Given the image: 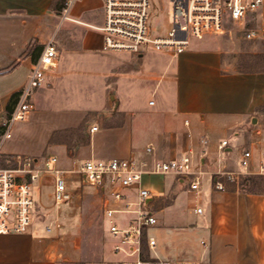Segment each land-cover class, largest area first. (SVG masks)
<instances>
[{
    "label": "crops",
    "instance_id": "obj_1",
    "mask_svg": "<svg viewBox=\"0 0 264 264\" xmlns=\"http://www.w3.org/2000/svg\"><path fill=\"white\" fill-rule=\"evenodd\" d=\"M63 1L0 0V124L51 37L59 49L58 66L46 73L32 111L14 123L0 153L58 154L69 186L73 175L87 185L74 168L90 157L149 158L146 147L152 144L157 156L175 158L191 138L198 144L206 136L199 191L175 173L143 177L153 193L149 202L159 201V227L149 230L159 256L197 261L203 256L200 240L207 239L210 249L201 264H264V175L226 180L224 191L215 187L217 171L240 169L243 148L260 158L264 141L256 129L264 121V68H237L236 59L206 38L177 56L104 50V34L96 27L104 23V0L81 18L72 15L77 21L62 22ZM72 88L84 97L71 95ZM223 139L229 145L222 153ZM203 148L197 145L198 152ZM58 219L35 220L26 233L0 234V264H66L71 247L61 243V229L46 228Z\"/></svg>",
    "mask_w": 264,
    "mask_h": 264
},
{
    "label": "built area",
    "instance_id": "obj_2",
    "mask_svg": "<svg viewBox=\"0 0 264 264\" xmlns=\"http://www.w3.org/2000/svg\"><path fill=\"white\" fill-rule=\"evenodd\" d=\"M172 23L165 34L156 32L151 23V0H104V23L96 26L103 34V49L124 50L140 53L147 49L168 52L177 56L196 40L224 34L227 23L243 29L245 38L262 40L264 48V0H170ZM76 0H64L60 20L77 21L71 10ZM163 7V2L160 1ZM59 49L55 37H51L40 57L34 63L27 82L19 91L11 116L4 121L0 137V151L5 142L12 138L14 123L24 120L33 109L36 90L46 83V73L58 66ZM155 100L151 99L150 104ZM189 124V119H186ZM95 125L92 131L97 130ZM264 141V121L256 129ZM192 136V133L189 132ZM208 138L201 136L199 143L204 148L197 151V143L191 138L188 148L175 158L156 155L155 146L149 144V158L140 159L135 154L125 157L99 159L90 157L74 168L82 176V182L96 187L101 194V207L108 234L114 239L112 250L117 258L114 264H201L210 249V242L201 239L202 257L197 261L170 259L159 256L158 239L149 230L159 223L154 206L148 202L152 191L143 185L145 175L175 173L190 183V188L199 191L205 171L202 157L206 152ZM229 145L228 139L218 144L219 152ZM13 166L0 167V234L26 233L35 221L38 201L33 196L34 182L44 175L54 180V205L59 208L73 199L68 179L59 168L58 154L40 158L26 154L12 155ZM264 175V148L255 160L253 148L241 151L239 170L216 172L215 187L226 190V180L237 181L250 174ZM202 212V207L196 208ZM62 227L58 219L54 225ZM148 257H144V238ZM118 255H121L119 257Z\"/></svg>",
    "mask_w": 264,
    "mask_h": 264
},
{
    "label": "rangeland",
    "instance_id": "obj_3",
    "mask_svg": "<svg viewBox=\"0 0 264 264\" xmlns=\"http://www.w3.org/2000/svg\"><path fill=\"white\" fill-rule=\"evenodd\" d=\"M151 1L153 4L151 23L157 33L165 34L172 23V14L170 12L172 8L171 1ZM160 1L163 2V7L160 6ZM101 3L102 0H76L71 14L81 18L84 15L82 12L85 9L98 7ZM227 27L228 30L224 34L213 35L207 37L205 40L225 49L228 56L237 60V68H264L262 40H249L245 38L243 29L233 23H227ZM197 41L199 40L194 39L193 43ZM121 51L128 53L124 50ZM150 51L156 52L155 50ZM71 90L74 93L71 95H75L77 98L84 97L82 92V95L79 97V90L77 88H72ZM75 102L78 105L83 104V101ZM14 106L15 104L11 108H14ZM12 111L5 113V119L0 124V137L4 131L1 127L4 121L11 116ZM48 155V152H44L41 158ZM13 165L14 162L11 155L0 153V167H10ZM70 189L73 191V199L66 205L57 208L54 205L53 196L54 180L45 181L43 177L36 180L33 185V196L38 201L35 220L42 221L46 217H48V220L60 219L62 222V227L60 228L61 243L69 245L71 250L69 249L68 251H72L70 259L67 260L66 264H114L112 240L104 221L99 190L89 184L82 185L74 175L71 178ZM154 212L159 219V201L155 202ZM157 227H159V223L152 228L154 230ZM118 256L121 257V255Z\"/></svg>",
    "mask_w": 264,
    "mask_h": 264
},
{
    "label": "trees",
    "instance_id": "obj_4",
    "mask_svg": "<svg viewBox=\"0 0 264 264\" xmlns=\"http://www.w3.org/2000/svg\"><path fill=\"white\" fill-rule=\"evenodd\" d=\"M19 92H16L13 97L11 98V101L8 103L7 105V111L11 112L13 108H11V106L13 107V104L16 103V99H17V95ZM4 129V126L2 125V127ZM144 257H148V247L146 245V237L144 238Z\"/></svg>",
    "mask_w": 264,
    "mask_h": 264
},
{
    "label": "water",
    "instance_id": "obj_5",
    "mask_svg": "<svg viewBox=\"0 0 264 264\" xmlns=\"http://www.w3.org/2000/svg\"><path fill=\"white\" fill-rule=\"evenodd\" d=\"M151 198H152V197H149L148 202L150 201Z\"/></svg>",
    "mask_w": 264,
    "mask_h": 264
}]
</instances>
